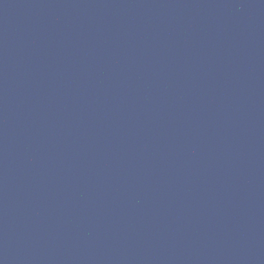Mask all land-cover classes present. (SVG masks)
<instances>
[{"label":"water","instance_id":"95a60500","mask_svg":"<svg viewBox=\"0 0 264 264\" xmlns=\"http://www.w3.org/2000/svg\"><path fill=\"white\" fill-rule=\"evenodd\" d=\"M0 264H264V0H0Z\"/></svg>","mask_w":264,"mask_h":264}]
</instances>
